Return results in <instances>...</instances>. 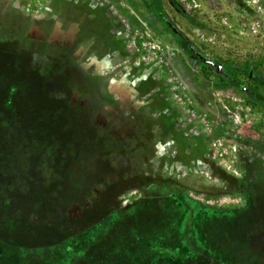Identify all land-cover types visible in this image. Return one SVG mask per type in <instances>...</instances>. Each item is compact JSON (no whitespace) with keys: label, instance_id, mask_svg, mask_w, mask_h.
<instances>
[{"label":"rangeland","instance_id":"374dc122","mask_svg":"<svg viewBox=\"0 0 264 264\" xmlns=\"http://www.w3.org/2000/svg\"><path fill=\"white\" fill-rule=\"evenodd\" d=\"M186 1L0 0V88L23 83L0 108L1 160L15 164L0 170V264H79L123 224L150 235L141 264H264V1ZM77 25L75 59L106 83L56 48ZM140 35L164 49L179 102L134 65ZM146 202L169 231L138 213ZM218 232L247 240L233 263Z\"/></svg>","mask_w":264,"mask_h":264},{"label":"trees","instance_id":"16d2710c","mask_svg":"<svg viewBox=\"0 0 264 264\" xmlns=\"http://www.w3.org/2000/svg\"><path fill=\"white\" fill-rule=\"evenodd\" d=\"M183 47H184V50H186V52H188L190 50L189 45L184 44ZM42 58H44V57H42ZM41 66H42L41 70H45V68H47L48 65L42 64ZM41 70H40V72H42ZM42 73H44V72H42ZM38 74L42 75L40 73H38ZM39 78H40L39 80H45V76H43V75L39 76ZM22 85H23V83H22L21 79H19V81H15V80L14 81H6L5 84H1L2 87L0 88V108H2L4 102H6V91L8 92L10 97H13L14 94L16 92H19L18 90L21 87H23ZM4 112L10 114V117L15 119L14 118L15 109H13L11 107V104L9 106L4 107ZM8 142H9V145L11 147H13L15 139L10 138L8 140ZM15 146H16V144H15ZM121 146H124V145H121ZM43 149H44V151H46L48 153L51 148L45 146ZM0 153H1V151H0ZM1 157L2 156L0 154V161L2 162V164L0 165V170L1 171L3 170V172H5V173H9L11 171V175H12L13 174L12 172H14V170H15L14 169L15 164L12 162V159L6 160L4 163L1 160ZM54 157H56V156L54 155ZM52 163H54V165H56V158H54V161H52ZM54 171H56L55 168H54ZM13 180L15 181L16 179H11V182ZM150 204H151L150 202H146L145 205L147 206V208L143 211H140V212L138 211V213L142 214L144 216H146L148 213L149 214L153 213L154 218H153L152 225L154 226V229L159 230V228H161L160 231L163 233H164V231H167V230L169 231L170 226H171V224L169 222L171 215L169 213H166V212L164 213L162 211H159L156 208H153V210L150 209L148 211V205H150ZM105 205H107V203H105ZM126 216H128V215H126ZM129 216H131V215L129 214ZM7 223H8V221H4V224H7ZM8 225L10 226V224H8ZM123 225L124 226L122 228H120L121 231L119 229L113 231L114 232L113 235H106L105 238H103L101 241H99L98 243H96L94 245V249L93 248L89 249L87 251V254L84 255V257H86V258L81 259L79 264H141L143 259L139 258V257L143 256L142 250L144 248H146L147 246H149V240H150L149 236L150 235H146L147 232H145V235H129L128 234L129 233V230H128L129 225H127V224H123ZM146 227L147 228H144L145 230H143V227H142L140 229V232H144V231H146V229L147 230L149 229L148 226H146ZM222 231H225L224 228H222ZM242 231H243V229H241L240 232H238V233L241 234ZM123 233H124V235H122ZM219 234L220 233L218 232L217 237H218L219 241L222 242L223 244L225 242L228 243V246L226 245V249H223V251L225 252V255H228L230 258H232L231 259L232 263L236 259L235 253L238 250H240L242 247L245 249L249 246L246 238H244L243 236H241V238H240V235L237 236V235H219ZM246 234H244V232H243V235H246ZM73 236H75V235H68L65 237V240L71 239ZM217 237L212 236L210 238L209 244L219 246L217 243H214L215 240L217 239ZM233 241L240 244L241 247H236V245L234 244ZM192 247L194 248V251L198 253V256L204 255L203 253L199 252L201 250V247L199 245L194 243L192 245ZM223 251H221V252H223Z\"/></svg>","mask_w":264,"mask_h":264},{"label":"built area","instance_id":"2783aa9c","mask_svg":"<svg viewBox=\"0 0 264 264\" xmlns=\"http://www.w3.org/2000/svg\"><path fill=\"white\" fill-rule=\"evenodd\" d=\"M260 1L264 0H253L252 2L259 6L258 4ZM186 2V4L194 10L199 8V5L196 4L195 0H187ZM258 10H261V8L258 7ZM137 39L138 41L133 40L128 46L131 57H138V61L135 62L134 65L137 67L145 65L146 67H149L151 72L155 71L157 75L166 79L172 85V100L175 103L179 102L182 95V89L179 88V82L174 75L173 71L175 70L167 64L168 62L165 57L164 49L143 35H140ZM190 104L191 103L188 101L185 106L188 107Z\"/></svg>","mask_w":264,"mask_h":264},{"label":"flooded vegetation","instance_id":"af4514ba","mask_svg":"<svg viewBox=\"0 0 264 264\" xmlns=\"http://www.w3.org/2000/svg\"><path fill=\"white\" fill-rule=\"evenodd\" d=\"M61 25V28H63L64 27V25L63 24H60ZM71 26H73V25H71ZM77 31H76V33H75V35H73V39H74V43H70L69 45L67 44V43H63L61 46H58L57 45V47L56 48H58V49H61L60 51L61 52H63L64 54H66V55H68L69 57H71V58H73L74 59V63L78 66V68L81 70V72L82 73H85L84 75H85V78L86 79H89L92 83H96L97 84V86L99 85V84H101V82H105L106 83V79H104V78H102V76L104 77V76H107V77H109L108 76V73L109 72H105V70L103 71L102 69H97V70H94V71H96V72H94V71H89V69H88V67L84 64L85 62H84V60L82 61V60H78V59H75V57H76V55H75V50H74V46H75V42L78 40V35H79V33L81 32V31H83V28L81 27V25H80V27H79V25H77ZM67 29V28H66ZM66 29H62V30H64L65 31V33H61V36H62V34H64V35H67V32H68V30H66ZM61 32H63V31H61ZM76 36H77V39H76ZM90 45H92V44H90ZM90 45H88V47H87V49L85 50V51H89L88 50V48L89 47H91ZM87 54V53H86ZM85 54V55H86ZM82 59H85L84 57L82 58ZM84 62V63H83ZM99 70V71H98ZM97 71H98V73H97ZM108 83V82H107ZM110 85H111V83H109V86L107 85V87L108 88H110ZM151 123H147L146 124V129H150L152 126L150 125ZM159 130H161V128H158ZM132 135L133 136H141L140 138H144V137H146V138H148V137H150L151 138V135L150 134H144V136H142L143 134L140 132V131H137V130H135L133 133H132ZM132 136V137H133ZM121 145H124V147H127L128 146V144L127 145H125V143H123V144H121ZM128 147H130V145L128 146ZM155 148V145L153 144V146L151 147V150L152 149H154ZM131 149H132V147H131Z\"/></svg>","mask_w":264,"mask_h":264}]
</instances>
